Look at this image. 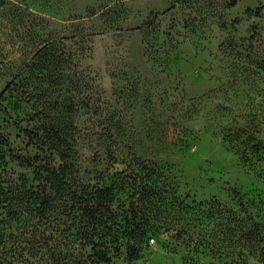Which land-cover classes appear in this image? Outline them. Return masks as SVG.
Wrapping results in <instances>:
<instances>
[{"label": "rangeland", "instance_id": "374dc122", "mask_svg": "<svg viewBox=\"0 0 264 264\" xmlns=\"http://www.w3.org/2000/svg\"><path fill=\"white\" fill-rule=\"evenodd\" d=\"M59 47L78 63L72 104L45 67ZM13 79L24 86L0 103V264L25 223L5 216L4 187L33 182L15 113L37 101L71 125L84 181L133 158L161 173L168 203L143 205L141 220L164 228L109 264H264V0H0V91Z\"/></svg>", "mask_w": 264, "mask_h": 264}, {"label": "trees", "instance_id": "16d2710c", "mask_svg": "<svg viewBox=\"0 0 264 264\" xmlns=\"http://www.w3.org/2000/svg\"><path fill=\"white\" fill-rule=\"evenodd\" d=\"M253 11L257 15L260 7ZM151 21L147 18L140 26L143 35L149 33ZM55 49L46 56L45 67L51 70L48 65L52 62L54 77L64 81L66 91L72 94L69 98L72 104V97L81 88L78 63L72 52ZM52 56L54 59L50 60ZM33 74L31 70L24 76L31 80ZM21 81L13 79L0 91V103L4 100L5 108L13 92L20 96L18 86L21 89L24 86ZM90 92H93L91 88ZM26 95L32 98L31 91ZM37 102L40 111L33 113L25 108L23 115L20 111L15 113V124L26 136V145H31L33 150L16 157L32 169L33 182L11 179L4 187L5 216L25 219L19 225L15 244L4 249V264H109L112 255H118L124 247L129 255L137 256L148 234L164 228L162 223L141 220L145 215L143 205L149 203L147 209L157 212L168 203V191L159 182L161 173L144 160L133 158L125 162L124 169L99 172L96 179L84 181L78 173L71 125L67 127L65 122L58 124L49 119V105ZM18 203L20 209L16 210ZM251 239L256 240L249 237L245 240Z\"/></svg>", "mask_w": 264, "mask_h": 264}]
</instances>
